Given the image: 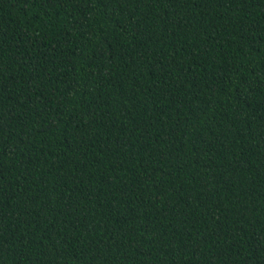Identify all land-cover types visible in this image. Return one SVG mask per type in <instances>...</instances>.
Returning <instances> with one entry per match:
<instances>
[{"label": "trees", "instance_id": "16d2710c", "mask_svg": "<svg viewBox=\"0 0 264 264\" xmlns=\"http://www.w3.org/2000/svg\"><path fill=\"white\" fill-rule=\"evenodd\" d=\"M0 264H264V0H0Z\"/></svg>", "mask_w": 264, "mask_h": 264}]
</instances>
